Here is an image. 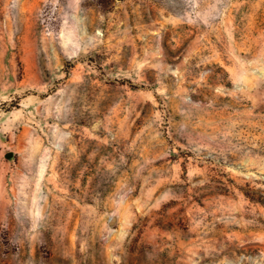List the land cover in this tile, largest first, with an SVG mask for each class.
<instances>
[{
    "label": "rangeland",
    "instance_id": "obj_1",
    "mask_svg": "<svg viewBox=\"0 0 264 264\" xmlns=\"http://www.w3.org/2000/svg\"><path fill=\"white\" fill-rule=\"evenodd\" d=\"M0 264H264V0H0Z\"/></svg>",
    "mask_w": 264,
    "mask_h": 264
}]
</instances>
